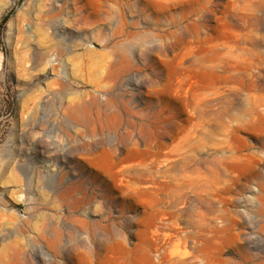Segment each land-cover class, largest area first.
Listing matches in <instances>:
<instances>
[{"label":"rangeland","instance_id":"rangeland-1","mask_svg":"<svg viewBox=\"0 0 264 264\" xmlns=\"http://www.w3.org/2000/svg\"><path fill=\"white\" fill-rule=\"evenodd\" d=\"M143 233L264 264V0H0V264H97Z\"/></svg>","mask_w":264,"mask_h":264},{"label":"bare ground","instance_id":"bare-ground-1","mask_svg":"<svg viewBox=\"0 0 264 264\" xmlns=\"http://www.w3.org/2000/svg\"><path fill=\"white\" fill-rule=\"evenodd\" d=\"M90 5H92V4H90ZM207 65H209V64H207ZM166 66H167V78H166L165 82L162 84V86L160 87L159 92L162 94L173 95L175 93V81L178 78L177 76L179 74V71L174 66V64H167ZM73 113H74V111H73ZM77 116H78V113H77ZM141 155H142V153H140V152H134L132 149L128 150L125 153V157L122 159V162H121V163H123L122 168L124 169V171L127 173H131V172H134V171H137L140 169H144V167H145L144 162L138 160V158H140ZM235 155H233L232 158L235 160V162H237L238 160H240V157L235 156ZM147 159H148V156H147ZM171 160L173 162V159H171ZM87 161L89 162L90 165H93L96 169H98L100 172H102L103 174L107 175L110 178H112L114 176V173L116 172L117 166L113 162H111V155L107 151H101L98 155H95V156L93 155ZM238 163H235V165L237 166ZM161 164H163V163H161ZM170 164H171V162H170ZM154 166L155 165L150 166L149 168L147 167L148 168L147 172H152V170H153L152 168ZM165 166H167V163ZM158 170H160V169H158ZM139 184H138V186H139ZM135 186H137V185H135ZM144 221L146 222L147 227H150V226L152 227V226L156 225L155 218L151 214H148ZM169 240H170V237L166 238V239L156 238L154 241L152 238L149 237V235H146L145 233H143V234L138 235L137 242H135L134 244H131V243L128 244L127 243L129 246H132V247H128L127 245H124V244L118 243V242L111 243L107 246L106 250L101 254V256L98 259L97 264H194L193 261L191 260L194 257L189 254L190 251L189 252H186V251L182 252L180 250V248H174V246H172L173 248L171 247V250L169 249V251H168V249H166L165 247L167 246V244L170 245L168 243ZM179 241L181 242L180 239H179ZM84 242H86V241H84ZM155 247L159 249L156 252L158 254V255H156V258H157L156 261L153 258L154 253H155L153 248H155ZM207 248H208V244L206 243L203 246L201 245L200 247H198L197 251H195V253L200 254V255H204L207 252L206 251ZM199 258L202 261L201 264H213L211 259L209 257H206V255L204 257L201 256ZM197 262H199V260L196 261V263ZM80 264H90V262L88 260L86 261V260L81 259Z\"/></svg>","mask_w":264,"mask_h":264},{"label":"trees","instance_id":"trees-1","mask_svg":"<svg viewBox=\"0 0 264 264\" xmlns=\"http://www.w3.org/2000/svg\"><path fill=\"white\" fill-rule=\"evenodd\" d=\"M8 19H9V16L4 17L2 20V25H4L8 21Z\"/></svg>","mask_w":264,"mask_h":264}]
</instances>
